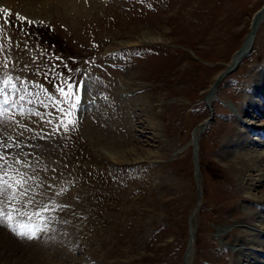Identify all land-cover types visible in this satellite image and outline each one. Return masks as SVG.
<instances>
[{
    "label": "rangeland",
    "instance_id": "1",
    "mask_svg": "<svg viewBox=\"0 0 264 264\" xmlns=\"http://www.w3.org/2000/svg\"><path fill=\"white\" fill-rule=\"evenodd\" d=\"M89 5L93 12L86 16L70 7L48 8L40 16L0 7L7 10L0 17L9 40L27 62L24 73L46 90L47 140L37 150L42 155L21 143L14 159L18 179L44 175L45 209L31 210L30 222L19 220L36 228L34 248L45 242L50 264H184L193 223L192 264H234L239 237L229 231L219 236V230L264 207V199L259 206L246 198L230 152L246 132L263 142L254 150L264 151V133L255 131L264 128V116L252 119L264 108L255 111L247 103L256 97L252 79L264 69V21L252 50L220 81L212 106L204 100L242 47L264 0ZM48 80L65 91L76 81L73 92L80 99L72 116L61 111L68 105ZM19 82L12 88L22 92L26 84ZM210 113L196 171L191 142ZM70 119L75 126L65 131L61 121ZM37 154L45 155L46 168H31ZM254 195L264 196V181ZM3 258L13 264L12 257ZM30 261L18 258L17 264Z\"/></svg>",
    "mask_w": 264,
    "mask_h": 264
},
{
    "label": "bare ground",
    "instance_id": "2",
    "mask_svg": "<svg viewBox=\"0 0 264 264\" xmlns=\"http://www.w3.org/2000/svg\"><path fill=\"white\" fill-rule=\"evenodd\" d=\"M95 1L96 0H94V2ZM90 2L91 0H0V7L5 6L8 10H20L25 13L32 12V14L34 13L39 16L45 15L47 11H49L48 8L57 9L70 7V10L72 9L78 15L82 14V16H86L93 12V8L89 5ZM263 21L264 6L256 13L252 22L251 31L225 71L234 68L235 64L239 63V61L242 62L243 58L252 50L258 29ZM4 23L5 22L1 19L0 80H4L7 77L9 81L7 82L8 84H3L2 81V85H0V90H2V94H0V157H3V159L6 158L4 166L7 167L8 170L6 169L7 176L3 177V171L5 170H2V164L0 163V208L4 209V215L11 212L13 217L11 223L14 227H17L19 231L28 232L32 230L33 227L31 226L30 228V226L28 227L29 223L21 221L26 219V217L27 219H30L29 222L31 221V218H29L31 217V210L34 212L37 209H45L44 204L46 200H44V194L46 193V189L44 179H42L44 173L42 174L43 177L31 173L23 179H18L15 171V166L17 165L15 164L14 159L17 158V145L27 143L29 148H34L36 151H39L45 142L47 134L46 92L33 81V76L24 73L25 71L23 70H25L27 62L22 58L18 46L10 42V35H8V30L4 27ZM224 72L218 76L220 80H217V77L211 89L205 94V97L207 98L205 100H207L209 106H212L214 99L217 98L219 83L225 77L223 75ZM13 75L15 77H12ZM17 81L27 85L24 86L20 84V82L17 83L16 86H18V84L23 86L21 90L22 92H20L19 89L15 88V90L12 88ZM9 83H12V85H9ZM252 85L253 89H251V91L254 92L256 97L253 98L248 96L247 103L250 109L254 108L255 111H258L259 109L264 108V69L255 75V78L252 79ZM243 113L247 114L248 112L244 111ZM257 113V117L252 118L254 121L257 119L259 120L261 119V116H264L260 111ZM209 124V121L206 120L197 129L193 143L198 144L201 134L208 128ZM246 124L254 125L248 121ZM255 131L261 134L264 133V128L255 129ZM246 145H249V147L251 146L252 148L247 149ZM258 146H263V142L259 139L250 138L246 132L244 135L238 137L235 146L237 150H232L230 152L234 155V161L232 163L234 166H237L235 171L238 173V179L246 198L253 201L254 204L262 206L261 201L264 199V196L258 198L254 195V191L258 188V185L264 181V151L259 152L256 151V149L254 150V148ZM38 151L37 153L39 154ZM38 154L36 155L37 157L33 155L31 156V168L37 164L40 165L41 168L44 167L45 155L39 156L38 158ZM36 158H38V160H36ZM0 162H2L1 159ZM232 163L230 164L233 169ZM36 169L37 168L35 167L33 170ZM41 171L42 170H40V173H42ZM254 173H256V177L253 175ZM39 179H41V181ZM17 180L21 181V183L16 184ZM4 181L8 182V186L4 185ZM18 186H21L20 190L18 189ZM19 195L22 196V199H20L21 201L19 200ZM16 203L19 204L16 206L21 207L20 210H15L14 207ZM262 211H264V207L260 210L253 211L250 214L243 213V215H241L242 222L232 224L231 226L219 230V236H222L229 231L228 233H236L239 237V239L234 241L233 245V251L237 257L234 264H264V242L261 240V238H264V214ZM18 213L19 215L21 214V217L17 220L15 215ZM23 214L24 216H22ZM0 226V264H10L7 260L2 261L3 257H8L10 259L12 257L11 262L17 264L18 258L24 259L27 256L32 260V262H30L33 264H50V261H47L50 253L47 255L44 251L45 247H47L44 242L45 240H42L44 243H41L43 244L39 245V242L38 244H35L37 246L36 249L34 248L35 246L33 243H36L37 240L36 242H33L34 238L32 240V238H29L27 235L20 236L13 231V234L10 235L8 233L10 228L6 223H0ZM194 239L195 234L192 238V245L186 253L184 264H192L195 247ZM13 258L14 260L15 258L17 259L14 261Z\"/></svg>",
    "mask_w": 264,
    "mask_h": 264
},
{
    "label": "snow or ice",
    "instance_id": "3",
    "mask_svg": "<svg viewBox=\"0 0 264 264\" xmlns=\"http://www.w3.org/2000/svg\"><path fill=\"white\" fill-rule=\"evenodd\" d=\"M0 12H7V10L0 8ZM10 14V13H9ZM24 19V18H22ZM61 93V95L64 97V102L67 103L68 108L67 109H61L62 112H64L65 116H72L73 112L72 110L75 109L76 105L79 102V95L73 92V86L71 84L67 85V91H65L64 88H59L58 89ZM7 102V101H5ZM71 124L73 127L75 126V120L70 119L67 122L61 121V126L64 127L65 131L69 130L68 125ZM0 159H3V157H0ZM4 185L8 186V182L4 181ZM21 181L17 180L16 184H20ZM14 198V197H13ZM13 220V217L11 213H8L7 215H4V209L0 208V223H6L7 226L15 232L17 235L20 236H29V238H36V230L33 227L32 230L25 232V231H19L17 227H14L11 223Z\"/></svg>",
    "mask_w": 264,
    "mask_h": 264
},
{
    "label": "water",
    "instance_id": "4",
    "mask_svg": "<svg viewBox=\"0 0 264 264\" xmlns=\"http://www.w3.org/2000/svg\"><path fill=\"white\" fill-rule=\"evenodd\" d=\"M233 69L234 68L225 71L223 75L227 74L228 72H230ZM217 80H220L219 77H218ZM192 148H193L192 156H193V160H194L195 167H196V162H197V149H198L197 144L196 143H192ZM196 171H197V167H196ZM199 197H200V195H199ZM198 203H199V200H198ZM194 233H195V226H193V223H190V225H189V240H188V245H187L186 251H188V249L192 245V238L194 236ZM184 260H185V257H184Z\"/></svg>",
    "mask_w": 264,
    "mask_h": 264
}]
</instances>
